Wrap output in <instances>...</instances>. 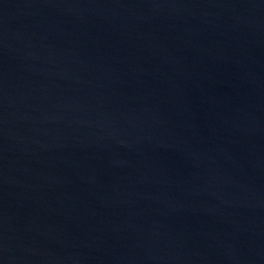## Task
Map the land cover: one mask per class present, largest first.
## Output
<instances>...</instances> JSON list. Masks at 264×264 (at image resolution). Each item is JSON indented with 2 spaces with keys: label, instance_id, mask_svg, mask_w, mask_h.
Listing matches in <instances>:
<instances>
[{
  "label": "water",
  "instance_id": "1",
  "mask_svg": "<svg viewBox=\"0 0 264 264\" xmlns=\"http://www.w3.org/2000/svg\"><path fill=\"white\" fill-rule=\"evenodd\" d=\"M0 264H264V0H0Z\"/></svg>",
  "mask_w": 264,
  "mask_h": 264
}]
</instances>
